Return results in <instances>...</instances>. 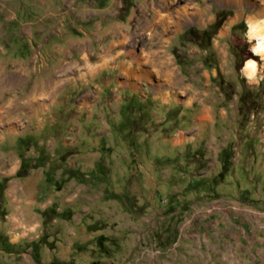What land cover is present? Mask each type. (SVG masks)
<instances>
[{
  "label": "rangeland",
  "instance_id": "374dc122",
  "mask_svg": "<svg viewBox=\"0 0 264 264\" xmlns=\"http://www.w3.org/2000/svg\"><path fill=\"white\" fill-rule=\"evenodd\" d=\"M97 9L84 0H0V44L15 42L24 55L23 44L31 42L37 54L43 37L58 32L52 36L67 48L76 30L69 19ZM178 32L166 35L177 44ZM225 38L227 58L235 54L238 65L252 42L243 32ZM71 50L52 49L45 66L54 65L53 56L75 59ZM203 58L212 63L215 52ZM35 63L39 78L48 69L42 72L39 57ZM69 73L74 78L75 69ZM223 81H197L208 114L194 129L162 132L181 137L182 145L125 133L146 127L126 108L121 124H111L104 107L95 119L91 92L79 128L81 99L70 83L45 100L36 120L20 114L18 129H5L0 147V264H264V79Z\"/></svg>",
  "mask_w": 264,
  "mask_h": 264
},
{
  "label": "crops",
  "instance_id": "0c3cea01",
  "mask_svg": "<svg viewBox=\"0 0 264 264\" xmlns=\"http://www.w3.org/2000/svg\"><path fill=\"white\" fill-rule=\"evenodd\" d=\"M84 1L101 8V11L92 10L90 16L80 17L75 22L69 19L68 25L75 26L76 30L66 38L67 48L52 36L58 32H50L43 37L37 54L32 52L31 42L23 44L27 51L24 55L17 52L15 42L0 44V147L5 143L4 130L14 133L19 127L17 118L20 114H26L29 122L36 120L48 104L45 100L57 99L58 93L64 91L62 84H74L77 99H81L77 102L79 128L84 123V101L91 92L96 98L91 106V116L95 119L97 114H103L99 108L104 107L110 123L116 121L121 124L122 110L126 108L125 113H129V117L138 115L136 121L146 127L121 129L125 133L127 130L137 140L171 139L172 144L182 145L181 137L165 138L162 132L171 129L190 131L207 116V107L197 95V81L209 85L212 78H223L226 83L236 75L247 83L264 79V65L260 63L264 58L248 49L240 63L235 65V54L232 60L227 58L229 45L225 38L243 32L248 42L255 45L257 39L250 33V22L259 23L264 19V0ZM111 4L114 7L111 8ZM105 6L109 9L105 10ZM166 11L170 13V23L169 20L158 22V16ZM217 22L211 34V27ZM240 22H243V29ZM67 29H63V34ZM169 29L179 31L177 36L181 35V39H177V44L166 35ZM172 45L183 58L176 57ZM52 49L59 52L71 50L75 59L61 62L53 56L51 61L54 60V65L58 66L51 65L48 69L45 63ZM210 49L216 58L212 63L203 58ZM243 50L245 52L246 48ZM38 57L43 60L42 72L48 69L39 78L36 77L35 63ZM249 60L255 61V66L250 65ZM73 68L74 78L69 73ZM195 68L199 70L198 74ZM219 94L223 92L219 91ZM105 101L110 107L99 105ZM113 107L116 113L110 116ZM118 114L120 117L117 118ZM143 115L146 119H142ZM51 124L54 126L55 123ZM95 124V129L97 125L101 126L100 119ZM206 127L215 131L213 124ZM110 129L111 126H107L105 131ZM74 155H77V150L68 157Z\"/></svg>",
  "mask_w": 264,
  "mask_h": 264
},
{
  "label": "bare ground",
  "instance_id": "6f19581e",
  "mask_svg": "<svg viewBox=\"0 0 264 264\" xmlns=\"http://www.w3.org/2000/svg\"><path fill=\"white\" fill-rule=\"evenodd\" d=\"M169 18H170V13L166 11L164 15L160 14L158 16V22L168 21ZM169 23H170V20H169ZM250 33L252 36H254L257 39V42L255 44L257 46V52L261 53V56L264 57V24L261 25L257 21L253 23L250 22Z\"/></svg>",
  "mask_w": 264,
  "mask_h": 264
},
{
  "label": "clouds",
  "instance_id": "9594fccd",
  "mask_svg": "<svg viewBox=\"0 0 264 264\" xmlns=\"http://www.w3.org/2000/svg\"><path fill=\"white\" fill-rule=\"evenodd\" d=\"M249 51L253 52L254 55H261V53L257 52V46L256 45L250 46ZM249 61H250V65L255 66V64H256L255 61H252V60H249Z\"/></svg>",
  "mask_w": 264,
  "mask_h": 264
}]
</instances>
